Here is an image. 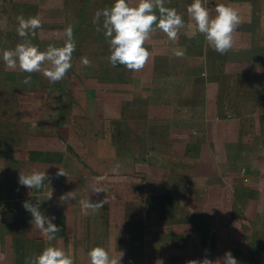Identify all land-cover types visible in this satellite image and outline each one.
Returning <instances> with one entry per match:
<instances>
[{
  "label": "crops",
  "instance_id": "obj_1",
  "mask_svg": "<svg viewBox=\"0 0 264 264\" xmlns=\"http://www.w3.org/2000/svg\"><path fill=\"white\" fill-rule=\"evenodd\" d=\"M114 2L0 0V264H27L47 246L74 264H89L97 246L111 257L123 253L120 264L216 261L228 251L238 264H264V0H202L213 17L219 4L238 13L232 49L215 52L194 26L174 42L156 30L140 71L112 67L92 23ZM192 2L164 0L186 24ZM20 15L40 18L28 39L41 51L64 46V29L73 26L76 50L64 79L5 66L3 52L24 40ZM59 168L67 176L57 178ZM34 170L50 183L20 186V171ZM98 177L117 187L92 193L103 186ZM69 191L75 200L61 202ZM81 199L107 203L86 214ZM25 200L55 217L56 239L33 227Z\"/></svg>",
  "mask_w": 264,
  "mask_h": 264
},
{
  "label": "clouds",
  "instance_id": "obj_2",
  "mask_svg": "<svg viewBox=\"0 0 264 264\" xmlns=\"http://www.w3.org/2000/svg\"><path fill=\"white\" fill-rule=\"evenodd\" d=\"M159 13L157 15L156 13ZM187 13L190 23L186 24L175 8L165 7L164 0H139L135 6H131L128 0H115L111 7L97 10L93 16L92 23L97 32H103L109 46L110 55L107 57L110 65L125 66L129 71H140L144 68L150 57L149 50L144 47L150 35L160 30L166 34L170 41H176L181 29H192L205 37L209 47L215 52L223 55L232 49L234 40L233 33L240 24V19L236 10L232 7L219 4L215 8V16H211L209 10L204 7L202 0H193L188 6ZM101 18H103L101 22ZM18 27L16 29L19 37L24 38L22 43H18L14 49L3 52V62L7 68H19L20 71L31 74L42 72V75L51 83L58 82L65 78L72 68V54L76 50L74 30L72 25H68L64 31L66 35L65 44L62 47L49 45L46 50L41 51L34 45L29 34L35 36L36 29L41 28V20L38 16L25 18L23 15L17 17ZM191 31H186L185 35L191 36ZM183 53L177 51L176 56ZM84 66L90 67L91 61L87 57H81ZM31 75L25 77L23 83L29 84ZM117 168L113 171H117ZM55 176H67L62 168L56 172ZM105 177H98V181H103ZM50 183L48 173L34 170L25 174L19 173L18 184L30 190L40 189L44 182ZM92 193L99 195L107 193L104 186H93ZM52 198V194L48 199ZM75 191L62 194L61 202L75 200ZM107 203V199L93 202L91 199L80 200L81 209L88 213L99 211ZM23 208L32 216V225L38 229L41 236L47 241L56 239V234L61 229L53 222L55 217L45 216L38 204H33L29 200L22 203ZM123 253L119 258L111 257L109 252L103 247H94L88 252L89 264H120ZM27 264H74V260L64 250L55 246H47L43 251L32 258ZM186 264H238L236 258L230 251L226 252L222 259L213 261L207 255L200 259H193Z\"/></svg>",
  "mask_w": 264,
  "mask_h": 264
},
{
  "label": "rangeland",
  "instance_id": "obj_3",
  "mask_svg": "<svg viewBox=\"0 0 264 264\" xmlns=\"http://www.w3.org/2000/svg\"><path fill=\"white\" fill-rule=\"evenodd\" d=\"M113 182H110L108 185H106L107 184V182L106 181H103L104 183H103V186H108V187H113V184H115V186L114 187H117V180H112ZM105 184V185H104ZM145 186V185H144ZM103 194V193H102ZM101 194V195H102ZM105 195H107V193H104ZM110 196H111V193H110ZM112 197H110V199H111ZM162 199L164 200V201H169L168 200V198L167 197H162ZM171 199V198H170Z\"/></svg>",
  "mask_w": 264,
  "mask_h": 264
}]
</instances>
